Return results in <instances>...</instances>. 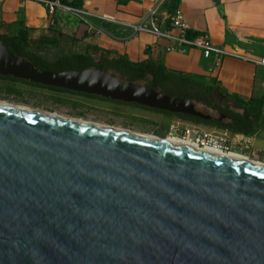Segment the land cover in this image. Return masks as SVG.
I'll return each instance as SVG.
<instances>
[{
	"label": "water",
	"instance_id": "water-1",
	"mask_svg": "<svg viewBox=\"0 0 264 264\" xmlns=\"http://www.w3.org/2000/svg\"><path fill=\"white\" fill-rule=\"evenodd\" d=\"M0 77L225 119L98 69H36L1 41ZM0 264H264V171L0 108Z\"/></svg>",
	"mask_w": 264,
	"mask_h": 264
},
{
	"label": "crops",
	"instance_id": "crops-1",
	"mask_svg": "<svg viewBox=\"0 0 264 264\" xmlns=\"http://www.w3.org/2000/svg\"><path fill=\"white\" fill-rule=\"evenodd\" d=\"M168 2L82 0L80 11L85 15L57 10L50 25L44 6L31 1L21 4L19 0H0V26L11 31L26 30L31 41L60 33L74 38L75 45L83 47L82 52L87 47H96L133 64L148 60L160 62L171 73L215 81L244 101L258 98L264 116V71L261 69L228 57L222 58L215 67L214 56L204 59L198 49L131 29L157 6L159 27L166 31ZM177 13L188 33L205 36L217 49L256 57L264 55V0H179ZM170 32L178 35L176 30ZM233 137L248 142L246 151H257L264 160V131L253 137Z\"/></svg>",
	"mask_w": 264,
	"mask_h": 264
},
{
	"label": "trees",
	"instance_id": "trees-1",
	"mask_svg": "<svg viewBox=\"0 0 264 264\" xmlns=\"http://www.w3.org/2000/svg\"><path fill=\"white\" fill-rule=\"evenodd\" d=\"M46 1L58 2L62 6L73 9H81L82 7V0ZM178 3L179 0H169L166 4L165 7L168 17L175 15ZM165 25L166 31H170V18L165 20ZM185 37L187 39H193L195 35L187 31ZM0 41L13 56H19L27 60L36 69L53 73L98 69L114 77H118L121 81L138 83L148 89L171 97L190 100L195 105H202L208 110L223 115L226 121L223 123H207L185 116H172L133 105L114 103L97 97L33 86L26 82L13 80L12 78L0 77V81L136 108L166 117H174L196 125L220 129L231 135L253 137L260 131H264V116H262L261 112L262 104L258 98L252 97L244 101L235 95L229 94L215 81L195 79L193 77L171 73L160 62L148 60L133 64L126 58L119 57L114 53L103 51L96 47H87L84 52H75L71 48L64 47L68 44L74 46L76 43L74 38L65 37V35L60 33L53 37H42L36 41H31L28 38V32L26 30L19 29L17 31H11L9 27L0 26Z\"/></svg>",
	"mask_w": 264,
	"mask_h": 264
},
{
	"label": "rangeland",
	"instance_id": "rangeland-1",
	"mask_svg": "<svg viewBox=\"0 0 264 264\" xmlns=\"http://www.w3.org/2000/svg\"><path fill=\"white\" fill-rule=\"evenodd\" d=\"M64 47L71 48L75 52H82L83 49L82 46L69 44ZM0 102L25 107L35 112L57 114V116L64 118L80 119L89 123L152 135L158 138H167L170 128L175 126L176 123L180 124L181 129L194 126L198 131L210 133L218 138H222L223 134L222 130L192 124L174 117H166L136 108L4 81H0ZM196 109L202 113L209 111L202 105H196ZM212 116L215 115L212 114ZM228 137L227 143L234 139L233 135ZM241 153H243L242 156L245 155L253 160L264 161L257 151L250 150Z\"/></svg>",
	"mask_w": 264,
	"mask_h": 264
},
{
	"label": "built area",
	"instance_id": "built-area-1",
	"mask_svg": "<svg viewBox=\"0 0 264 264\" xmlns=\"http://www.w3.org/2000/svg\"><path fill=\"white\" fill-rule=\"evenodd\" d=\"M21 4L31 1L36 2L45 7L49 17L50 25H52V16L57 10H62L66 13L76 14V15H85L80 9H73L70 7L62 6L58 2H49L46 0H19ZM158 8L153 7L147 13L145 19L135 26H131V29L135 33H145L152 36H155L160 39H166L172 43L179 44L183 47H190L198 49L202 52L204 59H209L211 56L215 57L214 66L218 67L222 58L228 57L247 63L255 68L261 69L264 71V55L263 56H250L242 55L234 52H227L220 49H217L211 46L207 38L203 35H198L193 39H187L185 34L188 29L185 24L180 21L179 15L176 12L174 16L168 17L171 21V31L176 30L178 32L177 36L171 34V32L162 31L159 27L158 19ZM180 120V119H179ZM183 121V120H182ZM193 124V123H192ZM230 133L223 131L222 138H218L210 133H202L198 131L196 127L190 128H180V124L176 123L175 126L170 128L169 137H174L181 139L183 141H188L193 144H196L200 147H208L224 153H236L243 155L242 151L248 149L249 143L238 140L237 137H233L232 141L227 143ZM239 147V148H238Z\"/></svg>",
	"mask_w": 264,
	"mask_h": 264
},
{
	"label": "bare ground",
	"instance_id": "bare-ground-1",
	"mask_svg": "<svg viewBox=\"0 0 264 264\" xmlns=\"http://www.w3.org/2000/svg\"><path fill=\"white\" fill-rule=\"evenodd\" d=\"M0 108L14 111V112H20V113H24V114H28L32 116L43 117V118H47V119H51L55 121L65 122V123H69V124H73V125H77V126H81L85 128L96 129V130L103 131V132H109V133L126 136V137H130V138H134V139H138L142 141H147V142H151L155 144H160L168 148L197 153L203 156L217 158V159L224 160L226 162L244 165L248 167H253V168H257V169L264 171V162L253 160L249 157L242 156L236 153H224V152H220L218 150L212 149V148L200 147L191 142L183 141L181 139L174 138V137L168 136L167 138H158L152 135L134 133V132H130L127 130H122V129L107 127V126L98 125L94 123H89V122L82 121L80 119L78 120V119L64 118V117L57 116V114L54 115V114L35 112L25 107L8 105V104L1 103V102H0Z\"/></svg>",
	"mask_w": 264,
	"mask_h": 264
},
{
	"label": "flooded vegetation",
	"instance_id": "flooded-vegetation-1",
	"mask_svg": "<svg viewBox=\"0 0 264 264\" xmlns=\"http://www.w3.org/2000/svg\"><path fill=\"white\" fill-rule=\"evenodd\" d=\"M205 114H210V115H212V114H214L215 116L214 117H220V116H223V115H219V114H217L215 111H211V110H209L208 112H206ZM226 120L224 119L223 121H220L221 123H223V122H225ZM207 123H217L216 121H210V122H207ZM208 127V126H207ZM214 129H216V128H214ZM218 130H220V129H218ZM223 131V130H222Z\"/></svg>",
	"mask_w": 264,
	"mask_h": 264
}]
</instances>
